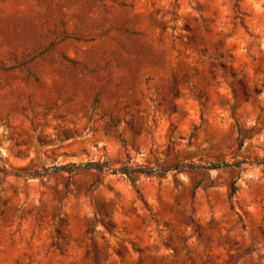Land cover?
<instances>
[{
    "label": "rangeland",
    "instance_id": "rangeland-1",
    "mask_svg": "<svg viewBox=\"0 0 264 264\" xmlns=\"http://www.w3.org/2000/svg\"><path fill=\"white\" fill-rule=\"evenodd\" d=\"M260 162L264 0H0V264H264Z\"/></svg>",
    "mask_w": 264,
    "mask_h": 264
},
{
    "label": "trees",
    "instance_id": "trees-1",
    "mask_svg": "<svg viewBox=\"0 0 264 264\" xmlns=\"http://www.w3.org/2000/svg\"><path fill=\"white\" fill-rule=\"evenodd\" d=\"M238 135H240V131H237ZM258 165H264V162L257 163ZM241 165V162H238L236 164H233L231 166L234 167H239ZM189 169H195V170H205V171H211L218 169V165H210V166H187ZM182 166L175 165L172 168H167V169H159V170H153V169H145L141 166H128V167H122L119 169H111L108 168L106 164L104 163H86V164H68V165H63L59 167H52L50 169L47 168H42L40 171H35L29 176L31 178L35 177H44V176H49L51 174H56L59 172H63L66 174H72L74 172H88V171H94L98 174H107L110 172V174L115 175V174H120L126 178L129 182H132V179L134 178H139L141 176L145 177H150V176H156L159 178H162L166 176L171 170H176L178 173H182L184 170ZM3 172L2 169L0 168V173ZM236 180L231 181L229 184V197L231 198L235 193H236Z\"/></svg>",
    "mask_w": 264,
    "mask_h": 264
}]
</instances>
